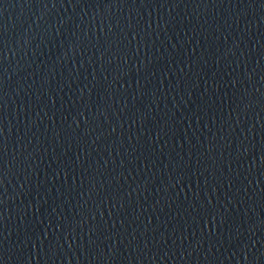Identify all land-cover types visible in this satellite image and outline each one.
I'll return each instance as SVG.
<instances>
[{
    "label": "water",
    "instance_id": "water-1",
    "mask_svg": "<svg viewBox=\"0 0 264 264\" xmlns=\"http://www.w3.org/2000/svg\"><path fill=\"white\" fill-rule=\"evenodd\" d=\"M0 264H264V0H0Z\"/></svg>",
    "mask_w": 264,
    "mask_h": 264
}]
</instances>
